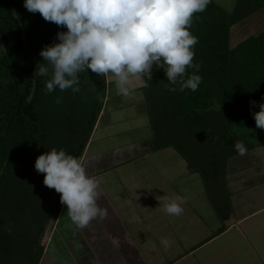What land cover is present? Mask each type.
Listing matches in <instances>:
<instances>
[{
    "label": "rangeland",
    "instance_id": "rangeland-1",
    "mask_svg": "<svg viewBox=\"0 0 264 264\" xmlns=\"http://www.w3.org/2000/svg\"><path fill=\"white\" fill-rule=\"evenodd\" d=\"M215 1L223 5L226 9H230L235 3V0ZM252 16L253 15H249V17ZM244 22L248 23V25L242 23L237 27V24H235L236 26H233L231 29L230 42L232 47L251 34H256L259 30H264V25L262 26V24L253 28L251 21ZM60 31H67V29L66 27H60L54 30L46 45L58 42L56 34ZM3 49L4 44L0 37V53ZM31 69V62L27 60L19 65L17 73L23 76L20 82L21 87L26 85L27 79L25 75H27ZM154 71V74H160L162 75L161 77L164 78L163 69H154ZM78 76L80 91L73 93L71 89L67 91L59 90L58 97L53 99L56 100L54 103H50L46 95V86L44 85L45 88H43L42 97L40 98V111L42 110V114L45 112L49 114L50 120L42 116L43 120H46L47 124H49V121L52 123V118L54 114H56L53 111L52 104L57 106L56 116H58L60 120L59 124L64 134L66 133L64 140L67 145L61 149L81 160L85 149L82 151L77 147L84 142L87 146L95 124L91 131L88 132L85 130L86 123L83 120L85 116L79 121L77 116L78 112L76 111L81 110V106L84 109L87 108L86 104L92 97L96 84L94 81L95 74L90 70H88V72H81ZM42 77V80H47L49 78L45 76ZM157 78L156 76L153 77V79H155L152 81L153 88L150 87L146 92L149 94V112L146 113L145 117V110H138L137 107L134 111L132 110L131 113H129L131 114V119H129L130 122H128V120L127 122H120L116 118V124L107 126L106 128L105 126L108 124L107 121L111 120L110 116L113 117L116 115V113L113 115L112 111L114 110L111 109L119 106L122 101L115 96L116 84L113 82L115 79L111 74L106 77L107 96L110 97V102L107 105L108 111L99 129L92 137V144L88 151V155L94 153L96 149H100L102 145L104 149H111L148 139L156 146H159L160 143H167V140H171L170 131L168 128L164 129V126H166V123L171 119L169 115L175 112V110L166 104V99L162 98L158 88L159 84L155 83L158 82ZM132 80L135 79L133 78ZM159 81L161 82V80ZM134 82L130 84L133 87ZM137 95L138 92L135 93L134 98H136ZM57 98L60 100L59 103H57ZM64 99L68 102V113H63L61 109V102H64ZM126 99H131V97ZM10 103L9 91L0 88V109H9ZM220 107H222V103L218 105V108ZM130 109L131 108L128 110L124 109L116 116H119L120 120L127 119L129 116L127 112L130 111ZM110 112H112V114ZM222 112L224 113L223 110ZM83 114L84 112L82 111V115ZM222 116L221 114L218 115L220 118ZM78 124L82 125L81 132H76L75 135V129L79 127ZM248 124L250 125V123L247 122V125L244 127H232L230 128L231 130H227V134L216 131L209 132L208 128L207 130L204 129V132H201L202 136L205 137L204 140H199L195 132V130H202L199 129V126L194 127L186 123L184 126L180 125V123L178 125L175 124L177 127L176 130H180L179 128L181 127L185 130L184 133L187 135V139L181 135L179 136V140L176 144H178L182 152L180 153L176 150V156L183 157L185 162L187 161L186 158H188L192 164H189L190 161L188 164H185L183 161V169L181 173L179 170L174 173L172 185H166L168 183L162 179L159 180L160 178L155 179V188L153 189L155 194L153 195L139 190L141 194H136L132 197L131 194L127 192L130 195V198L128 197V205H124V207L122 206L117 209L119 211H127L129 216L132 214L136 221L133 222V224H137L140 218V225L144 224V227L150 226L149 229L132 228L131 225L127 223L129 226L127 231L131 233L133 236L132 240L134 241V247H131V249H134V264H264V210L257 213L256 217L250 218L247 223L249 224V228L253 227L254 230L256 228L254 232L255 237L249 235L251 240L247 239L239 228L229 229L216 235L220 230L227 229L228 225L237 218L242 217L244 213H249L253 210H261L262 205H264V189H260V191L253 189L251 193H248L245 205L243 206L242 203L239 205L238 191L241 187L243 188V185L241 184L240 186L239 183L233 182L232 176L228 179V172L225 170L227 166L231 168L230 162L239 165L240 169L246 170V173H253V160L255 161L258 159L259 162L264 165V130L258 129L256 126H248ZM236 134L240 135V140H236ZM71 138H74V140ZM226 141L227 144H224ZM236 141L243 142L248 149L247 155L240 158L244 159V157H247L245 163L240 164L237 157L230 158L232 154H227L230 149H234L233 145ZM45 150H51V148L47 147ZM163 150L162 152L165 153H162V156L164 154L173 156L170 152H175L172 147ZM77 151H82L79 157L75 154ZM236 153L235 151L234 154ZM160 156L161 153L157 152L150 156V158L152 157L156 160ZM238 156L240 155L238 154ZM117 157L119 156L117 155ZM35 161L36 159L32 158L27 160L22 159L19 163L15 164L13 170L14 175L17 176V185L15 183L17 187V192L15 194L17 197H14V184H12V190L8 188L10 199H3V194L0 193V264H56V261H53L52 253L47 250V252H44V248L49 246L48 244L50 240H52L49 229L54 225L57 217H54L50 222L46 221V223L41 224V221L45 219V215L43 212L44 210L39 208L48 207L49 201L46 196L49 199L54 197L57 198L59 194L54 189L47 188L43 182H41L44 180V174L37 173L34 167ZM153 163L155 165H150L148 162H144L143 165L147 168H154L157 163L156 161H153ZM127 166L128 165L123 166L120 169V174L124 173L122 171H124ZM256 166L257 165H254V167ZM178 167L179 166H176L177 169ZM130 169L133 170L131 166ZM115 173H119L118 170L109 171L107 175H114ZM260 174H264V169L260 171ZM26 175L33 178L34 181L25 180V178H29ZM261 180L263 182V178ZM11 181L9 177L6 178L7 184H11ZM156 181L162 182L156 183ZM30 193L31 195H29ZM40 193L45 194V197L41 198V203H35L40 197ZM37 195L39 197H37ZM177 195L184 197L185 203L181 205L184 209L183 213L179 216L166 214L162 208L163 205L169 201L160 199V197L167 196L173 198ZM145 199H147L149 203H144ZM110 200H112L115 206L120 204L116 199L113 201V198H111ZM121 200L122 198L118 201L121 202ZM142 200L143 203H140ZM187 201L191 204L187 205ZM211 202L216 208H212ZM244 207L245 209H243ZM228 218L230 219V223L227 222ZM38 223H40V225ZM248 226L246 225V231ZM107 228L106 230H109L111 226L107 225ZM9 229L11 231H9ZM108 235L114 237L113 235ZM162 238L170 241L167 248L161 244ZM55 247L58 248V244ZM59 248L62 249V246ZM117 248L121 250L122 247L117 245ZM137 251H139L138 256ZM57 257L58 264H68L63 263V261L59 262L60 256ZM128 262L130 264L132 263V261Z\"/></svg>",
    "mask_w": 264,
    "mask_h": 264
},
{
    "label": "trees",
    "instance_id": "trees-1",
    "mask_svg": "<svg viewBox=\"0 0 264 264\" xmlns=\"http://www.w3.org/2000/svg\"><path fill=\"white\" fill-rule=\"evenodd\" d=\"M263 7L264 0H236L233 9L228 10L215 0H211L204 12L194 15L189 30L198 38V43L194 46V63L200 65L196 74L202 77L198 90L193 92L185 89L181 92L178 84H168L165 74L162 78V75L153 73V77H158V82L155 83L159 84L162 98L166 99V104L175 110L169 115L171 119L164 126V129H169L171 140L160 143L161 146H172L182 152L176 143L180 135L185 139L187 135L181 127L180 130H176L175 124L179 123L182 126L185 123L194 127L199 126L202 130H195L199 140L205 139L201 132L207 128L209 132L227 134L228 129L244 127L247 122L253 127L256 126L252 112L259 111V104L264 102L262 99L264 98V30L246 37L234 47L231 46L230 41L232 27ZM58 28L60 27L54 23L46 22L39 13L33 14L27 11L24 0H0V37L4 44V49L0 53V88L9 91L11 102L9 109H0V193L5 200L10 199L8 188L12 190V184L17 185V176L14 175L13 170L15 164L22 159H36L48 151L45 150L47 147L60 150L67 145L64 140L66 133L64 134L59 124L60 120L56 116L57 106L52 104L56 113L52 118L53 124L50 121L47 124L42 118L43 116L50 120L47 112L42 114V110L40 111V98L46 80H42L43 77L37 74V65L46 64L39 53L48 43L54 30ZM25 60L31 62L32 69L25 75L26 85L21 87L23 76L17 73V69ZM186 72L191 75L194 69L188 68ZM153 80L155 79L147 81L146 92L150 87L153 88ZM94 81L96 85L92 97L86 104L87 108L81 106V110L76 111L79 121L85 116L84 129L88 132L96 124L107 94L106 78L95 74ZM173 87L177 90L169 91V88ZM58 91L57 88L52 93L46 92L50 103L56 102L53 99L58 97ZM145 99L149 112V94L146 93ZM250 101H255L256 106L253 107ZM67 103L66 99L61 102L63 113L69 111ZM220 103L222 107L218 108ZM220 114L221 118L218 117ZM81 126L76 127L75 135L76 132H81ZM236 137V140H240V135L236 134ZM84 143L77 148L83 151L86 146ZM224 144H227V141ZM81 152L77 151L75 154L79 157ZM228 153L234 155L235 151L230 149ZM186 160L189 163L190 160L188 158ZM189 164L192 162L190 161ZM7 177L12 180L11 184H7ZM25 180L34 181L30 177ZM16 185L14 194L17 192ZM39 196L37 195L39 198L35 203H41V198L45 197V194L40 193ZM14 197L17 195L15 194ZM46 198L49 201L48 207L39 208L44 210L45 215V219L40 220L41 224L57 217L63 206L60 203V194L57 198L49 199L47 196ZM223 231L220 230L216 235Z\"/></svg>",
    "mask_w": 264,
    "mask_h": 264
},
{
    "label": "clouds",
    "instance_id": "clouds-1",
    "mask_svg": "<svg viewBox=\"0 0 264 264\" xmlns=\"http://www.w3.org/2000/svg\"><path fill=\"white\" fill-rule=\"evenodd\" d=\"M211 0H24L30 13L67 31L56 34L58 42L45 45L39 55L47 62L37 65L38 75L49 77L46 92L80 91L79 76L90 70L99 76L115 77L123 96L130 94L128 85L146 77L153 79V69H163L168 84L179 85L183 92L198 90L202 77L200 65L194 63V46L198 38L190 32L193 17L206 10ZM194 72L188 75L186 69ZM37 69V68H36ZM175 87L169 91H176ZM264 99V98H262ZM60 100L57 98V103ZM250 104L256 106L255 101ZM256 127L264 130V102L252 112ZM235 151L244 156L248 149L240 141ZM37 173L44 174L43 184L60 194L66 215L78 229H85L93 220L103 221L108 210L98 205V183L86 172L83 163L65 150L52 148L35 161ZM169 201L162 210L179 216L184 197H160ZM9 231H11L9 229ZM167 248L170 241L162 238Z\"/></svg>",
    "mask_w": 264,
    "mask_h": 264
},
{
    "label": "crops",
    "instance_id": "crops-1",
    "mask_svg": "<svg viewBox=\"0 0 264 264\" xmlns=\"http://www.w3.org/2000/svg\"><path fill=\"white\" fill-rule=\"evenodd\" d=\"M233 6L228 10L233 9ZM252 15V17L248 16L241 22L237 23V27L242 23L248 25V23L244 21H251V25L253 26V28H255L259 24H262V26L264 25V7L259 11L253 13ZM260 31L261 30H259L258 32ZM113 78L115 79L114 76ZM144 81V78L140 81L132 80V82H134V87L132 85H128L130 94L126 97L119 93L117 87L115 88V96L122 101L120 102L119 106L111 109L114 110L112 111L113 115L114 113H116V115L119 114L120 111L124 109L128 110L129 108H131L130 111L127 112V114H129L132 110L134 111L138 107V110H145V117L147 113V101L145 99L146 86ZM113 82L115 83V80H113ZM137 92L138 95L136 98H134L135 93ZM128 97H131V99H126ZM109 102L110 97L106 94L103 109L98 116L91 138L87 143L84 155L80 160L83 163V166L86 168V172L91 174L97 183L100 182L98 183L99 200L97 201V203L99 206L104 207L108 210V217L103 221L93 220L92 222H90V225L87 228L78 229L66 215L67 207L63 205L59 215L55 219L56 222L49 229L52 240H50L48 244L49 246H46L44 248V252L47 250L48 252L52 253L53 261L55 260L56 264H58L57 256H60L59 262L63 261V263L68 264H130L128 261H132L131 264H134V249H131V247H134V241L132 240L133 236L131 235V233L127 231L129 228L127 223H129L132 228L149 229L150 226L144 227V224L140 225V218L138 219L137 224H133V222L136 221L132 214L129 216L127 211H119L117 209L122 206L124 207V205H128V197L130 198V195L128 193H130L132 197H134V195L136 194H141V191L148 192V194L153 195L155 194L153 190L155 188V179L160 178L159 180L162 179L168 183L166 185H172L174 180L172 177L174 176V173L177 170H179L181 173V170L183 169V161L185 162V160L183 159V157L176 156L177 149L175 147L161 145L156 146L148 139L141 140L136 143H129L126 146L118 148L115 147L111 149H104L102 145L100 149H96L94 153L88 155V151L90 150V146L92 144V137L102 124L104 116L108 111L107 105L109 104ZM112 112L110 113L112 114ZM116 115L113 117L110 116L111 120L107 121L108 124L105 126L106 128L107 126L115 125L116 118L120 122H127V120L128 122H130L129 119H131V114H129L127 119L125 118L122 120H120V117ZM171 147L174 148L175 152H170V154H172L174 157L167 156L166 154L162 156V153H165L162 152L164 151L163 149ZM157 152L161 153V156L156 160L151 157L153 159L152 160L150 156ZM117 155L119 157H117ZM231 157H237V160L240 162V164L245 163V161L247 160V157H244V159H240L243 156H238V153L230 156V158ZM153 161H156L157 163L154 168L144 167V162H148L150 165H155ZM255 161L253 160V173H246V170L240 169L239 165H237L236 163L233 164L232 162H230L231 168L227 166V168L225 169L228 172V179L230 176H232L233 182L239 183L240 186L241 184L243 185V188L241 187L238 191L239 205L241 203L243 204V206L245 205V200H247L248 193H251L253 189L258 191H260V189H264V174H260V171H263L264 169V165L260 163L258 159H256ZM185 164H188V162L186 161ZM126 165H128L127 168L122 171L124 173L120 174V169ZM254 165H257L258 167H254ZM130 166L131 168H133V170L130 169ZM176 166H179L178 169L176 168ZM114 170H118L119 173H115L114 175L111 174L109 175V177L107 173ZM262 178L263 182L261 180ZM159 182L156 181V183ZM111 198H113V201L116 199L120 204H117L115 206L112 203V200H110ZM120 198H122L121 202L118 201L120 200ZM146 202L149 203L147 199L144 200V203ZM140 203H143V200ZM186 204L188 205L191 203L187 201ZM211 205L213 209L216 208V206L212 202ZM243 209H245V207ZM262 210H264V205H262L261 210H253L249 213H244L242 217L237 218L234 222L228 225L227 229L222 230L226 231L229 229L239 228L245 235V237L251 240L249 238V235L255 237L254 232L256 228L255 230L253 227L249 228V224L247 223L250 218L256 217L257 213L261 212ZM227 222L230 223L229 218L227 219ZM107 225L111 226L109 230H106L108 229ZM246 225L248 226L247 231L245 229ZM108 234L113 235L114 237H110ZM57 244L58 248L55 247ZM117 245H120L122 247L121 250L117 248ZM60 246H62V249L59 248ZM130 251H132L133 253ZM137 252L138 256L139 251Z\"/></svg>",
    "mask_w": 264,
    "mask_h": 264
}]
</instances>
